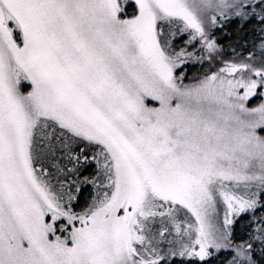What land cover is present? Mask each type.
<instances>
[{
    "label": "snow or ice",
    "instance_id": "6c2138e0",
    "mask_svg": "<svg viewBox=\"0 0 264 264\" xmlns=\"http://www.w3.org/2000/svg\"><path fill=\"white\" fill-rule=\"evenodd\" d=\"M0 264H264V0H0Z\"/></svg>",
    "mask_w": 264,
    "mask_h": 264
}]
</instances>
